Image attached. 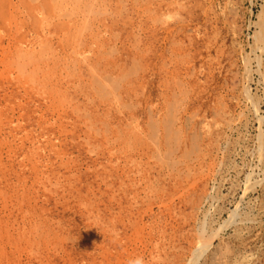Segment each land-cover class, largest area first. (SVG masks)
Wrapping results in <instances>:
<instances>
[{
	"label": "rangeland",
	"instance_id": "obj_1",
	"mask_svg": "<svg viewBox=\"0 0 264 264\" xmlns=\"http://www.w3.org/2000/svg\"><path fill=\"white\" fill-rule=\"evenodd\" d=\"M57 1L0 0V264H264V0Z\"/></svg>",
	"mask_w": 264,
	"mask_h": 264
},
{
	"label": "bare ground",
	"instance_id": "obj_2",
	"mask_svg": "<svg viewBox=\"0 0 264 264\" xmlns=\"http://www.w3.org/2000/svg\"><path fill=\"white\" fill-rule=\"evenodd\" d=\"M44 1H46V0H44ZM51 1H52V0H51ZM54 1H57V0H54ZM59 1H60V4L64 3L65 6H66V5L69 4L70 1H72V0H62V3H61V0H59ZM74 1H76V0H74ZM79 1L81 2V0H79ZM21 2H22V1H21ZM40 2H41V0H40ZM80 2H79V3L77 2V3L80 4ZM89 2H90V0H89ZM95 2H96V1H95ZM95 2H93V3H95ZM42 3H43V2H42ZM57 3H58V1H57ZM55 4H56V3H55ZM58 4H59V3H58ZM95 4H96V3H95ZM43 5H44V4H43ZM23 6H24V5H23ZM59 6H60V5H59ZM67 6H68V5H67ZM18 7H19V6H18ZM33 7H37V6H33ZM44 7H45L46 9H47V7L49 8L48 5H47V7H46V5H45ZM60 7H62V6H60ZM41 8H42V7H41ZM62 8H63V7H62ZM73 8H74V7H73ZM59 9H60V8H59ZM59 9H58V10H59ZM65 9H67V8H65ZM65 9H64V10H65ZM69 9H70V8H69ZM76 9H78V8H76ZM61 10H62V9H61ZM71 10H72V9H71ZM78 10H79V9H78ZM78 10H77V11H78ZM53 11H54V8H53ZM55 11H56V10H55ZM88 11H89V10H88ZM56 12H57V11H56ZM60 12L62 13V11H60ZM82 12H83V11H82ZM86 12H87V11H86ZM54 13H55V12H54ZM61 13H60V14H61ZM64 13H65V12H64ZM64 13H63V14H64ZM66 13H67V11H66ZM66 13H65V14H66ZM73 13H74V12H73ZM89 13H91V12H89ZM89 13L87 14V17H88V15H89ZM67 14H68V13H67ZM67 14H66V16H67ZM69 14H70V13H69ZM69 14H68V15H69ZM57 15H58V12H57ZM53 16H54V15H53ZM46 17H47V16H46ZM58 17H59V15H58ZM63 17H65V16H63ZM67 17H68V16H67ZM79 17H80V16H79ZM50 18H51V17H50ZM84 18H85V21H87V20H86V17H84ZM56 19H57V18H56ZM59 19H60V18H59ZM61 19H62V18H61ZM45 21H46V20H45ZM80 22H81V21H80ZM80 22H79V23H80ZM81 23H82V22H81ZM81 23H80V24H81ZM46 24H48V23H46ZM86 24H87V23H86ZM61 25H62V24H61ZM75 25H76V24H75ZM82 25H83V23H82ZM48 26H49V25H48ZM79 26H80V25H79ZM84 26H86V25L84 24ZM82 27H83V26H82ZM70 28H71V27H70ZM79 28H80V27H79ZM79 28H78V30H80ZM83 29L85 30V29H87V28L85 27V28H83ZM73 31H74V30H73ZM81 31L83 32V30H81ZM76 32H77V31H76ZM78 32H80V31H78ZM59 33H60V32H59ZM43 34H44V33H43ZM259 34H260V33H259ZM44 35H45V34H44ZM47 36H49V35H47ZM50 36H52V34H51ZM66 36H67V35H66ZM77 36H78V34H77ZM89 37H90V36H89ZM75 38H76V36H75ZM44 39H45V38H44ZM51 39H52V38H51ZM71 39H72V37H71ZM80 40H81V39H80ZM86 41H87V40H86ZM43 42H44V41H43ZM46 42H47V41H46ZM70 42H71V40H70ZM77 42H78V40H77ZM49 43H50V42H49ZM67 43H68V42H67ZM90 43H91V42H90ZM53 44H54V43H53ZM77 45H78V44H77ZM92 45H93V44H92ZM45 46H46V45L44 44V48H45ZM97 46H98V45H97ZM46 47H48L49 49H52V48L49 47V46H46ZM79 47H81V46H79ZM79 47H78V48H79ZM87 47H88V46H87ZM9 48H10V47H9ZM97 49H98V48H97ZM74 50H75V49H74ZM87 50H88V49H87ZM112 50H113V49H112ZM45 51H46V50H45ZM49 52H50V51H49ZM52 52H53V51H52ZM111 52H112V51H111ZM69 53H70V52H69ZM72 53H73V52H72ZM47 54H48V53H47ZM109 54H110V52H109ZM48 55H49V54H48ZM72 55H73V54H72ZM50 56H51V55H50ZM52 58H53V57H52ZM110 58H112V57H110ZM54 59H56V58H54ZM126 59H128V58H126ZM29 62H30V61H29ZM71 62H72V61H71ZM74 62H75V61H74ZM74 62H73V63H74ZM111 62H112V61H111ZM125 62H126V61H125ZM34 63H35V62H34ZM52 63H53V62H52ZM73 63H72V64H73ZM98 64H99V63H98ZM92 65H93V64H92ZM74 66H75V65H74ZM96 66H97V64H96ZM115 67H116V66H115ZM90 69H92V68L90 67ZM248 69H249V68H248ZM253 104H254V103H253ZM254 107H256V105H255ZM256 109H257V108H256ZM257 112H259V110H257ZM259 140H260V138H259ZM261 144H262V143H261ZM261 144H260V145H261ZM260 150H261V149H260ZM258 157H259V156H258Z\"/></svg>",
	"mask_w": 264,
	"mask_h": 264
},
{
	"label": "clouds",
	"instance_id": "obj_3",
	"mask_svg": "<svg viewBox=\"0 0 264 264\" xmlns=\"http://www.w3.org/2000/svg\"><path fill=\"white\" fill-rule=\"evenodd\" d=\"M135 264H141V261L137 260V261L135 262Z\"/></svg>",
	"mask_w": 264,
	"mask_h": 264
}]
</instances>
